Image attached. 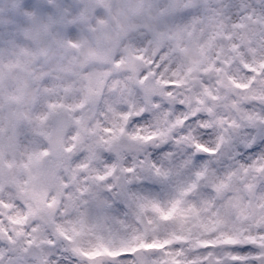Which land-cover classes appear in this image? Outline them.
<instances>
[{"label":"clouds","instance_id":"1","mask_svg":"<svg viewBox=\"0 0 264 264\" xmlns=\"http://www.w3.org/2000/svg\"><path fill=\"white\" fill-rule=\"evenodd\" d=\"M244 2L264 21V0ZM238 3L0 0V63L21 48L30 53L0 79V102L24 84L13 110L62 105L48 112L43 136L27 130L32 125L16 129L12 147L5 146L8 131L0 136V199L18 205L4 213L3 227L16 242L0 233V264H113L101 240L116 251L119 240L139 227L126 192L163 193L205 166L215 182L253 140L257 153H264V79L238 89L207 71L230 43L216 37L209 47L208 41L221 23L225 33H237L232 23ZM241 31L258 33L253 46L264 53V23L248 22ZM242 76L236 74L244 83ZM44 151L48 155L29 160ZM17 214L27 217L25 224L7 222ZM230 221L224 229L229 234L256 238L242 244L248 264H264V223L251 214ZM14 230L25 235L16 237ZM97 251L101 255L92 261L83 255Z\"/></svg>","mask_w":264,"mask_h":264},{"label":"snow or ice","instance_id":"2","mask_svg":"<svg viewBox=\"0 0 264 264\" xmlns=\"http://www.w3.org/2000/svg\"><path fill=\"white\" fill-rule=\"evenodd\" d=\"M15 7L19 8L20 5L17 3ZM233 9L232 28L237 30V33H225L223 24L219 25L220 31L208 41V46H211L212 40L216 37L230 43L227 48L218 50L207 71L229 79L238 89H248L258 79H264V53L258 54L257 47L253 46V42H258L261 38L259 34L242 33L241 30L246 28L248 22L264 21L256 19L251 14L244 0H240ZM25 15L33 21L36 20L34 13ZM41 29L46 30V26L42 25ZM203 51L201 49L202 53ZM28 55L30 53L21 48L12 54L14 59L9 57L6 64L0 63V79L11 75L13 69L21 67V57ZM0 60H3L2 54ZM237 73H243L244 83L237 80ZM43 78L35 77L36 80ZM24 86L18 84L15 90L7 95L6 102H0V136L6 131L9 132L6 147L14 145L18 127L20 131H24L27 125H32L27 130L37 137L43 136L48 112L62 106L51 102L46 109L33 113L13 110L12 106L20 99L19 94L22 93ZM205 90L209 96L213 95ZM253 144L254 140L253 143L246 145L247 151L237 153L233 158L234 164L223 175L216 177L215 182L208 180L209 170L205 166L193 171L186 179L176 181L163 193L145 195L135 191L126 192L125 203L131 209L134 225L139 227H132L131 233L125 239L119 240L118 250H109L102 240L99 247L104 248L113 264H248L250 257L244 255L242 244H255L256 238L248 237L241 240L224 229L231 222L230 217L233 215L240 219H248L250 214L257 215L260 222L264 223V153L258 154L256 148L259 145L253 147ZM196 147L199 148L200 145ZM38 155L46 156L48 153L46 151L34 153L29 156V160L38 158ZM2 163L3 160L0 159V164ZM12 166V163L7 165L9 168ZM157 175L166 178L168 173H161L157 169ZM16 207L17 204L0 199V233L8 234L10 244H15L16 241L12 238V233L3 227L4 213ZM26 219L27 217L17 214L8 216L7 222L12 225H23ZM109 219L122 229L129 227L125 220L105 218L106 221ZM14 234L16 237L25 235L23 231L16 230ZM261 246L264 247V243ZM73 251L80 253L81 250L76 248ZM83 255L92 261L101 253L97 251ZM3 256V250H0V262Z\"/></svg>","mask_w":264,"mask_h":264}]
</instances>
